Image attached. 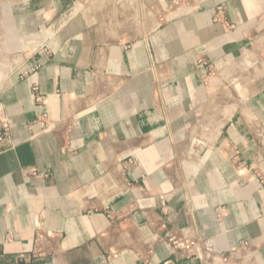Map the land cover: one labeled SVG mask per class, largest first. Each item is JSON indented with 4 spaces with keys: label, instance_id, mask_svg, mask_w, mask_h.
Listing matches in <instances>:
<instances>
[{
    "label": "crops",
    "instance_id": "crops-1",
    "mask_svg": "<svg viewBox=\"0 0 264 264\" xmlns=\"http://www.w3.org/2000/svg\"><path fill=\"white\" fill-rule=\"evenodd\" d=\"M154 3L0 0V264H264V0Z\"/></svg>",
    "mask_w": 264,
    "mask_h": 264
},
{
    "label": "rangeland",
    "instance_id": "rangeland-1",
    "mask_svg": "<svg viewBox=\"0 0 264 264\" xmlns=\"http://www.w3.org/2000/svg\"><path fill=\"white\" fill-rule=\"evenodd\" d=\"M87 5L97 16L98 24L107 31H110V25L121 22L122 26L118 29L119 35L130 34L129 30H135L133 33H140L148 28H152L157 23V14L154 0H86ZM131 32V31H130ZM241 74V73H240ZM241 75L237 74L229 77L230 81H218L214 87L209 90L212 103L210 115L214 112H229L232 105L236 109L241 89ZM212 83V82H211ZM209 101V102H211ZM205 116L203 117V119ZM220 119V118H219ZM218 119V121H219Z\"/></svg>",
    "mask_w": 264,
    "mask_h": 264
},
{
    "label": "built area",
    "instance_id": "built-area-1",
    "mask_svg": "<svg viewBox=\"0 0 264 264\" xmlns=\"http://www.w3.org/2000/svg\"><path fill=\"white\" fill-rule=\"evenodd\" d=\"M222 14H223V8L221 6H218L216 8L215 19L220 20L219 18H221ZM32 91L33 92L37 91V87H32ZM35 100L43 104V97L41 95H35ZM43 117H45V114L42 115L41 119H36V121H34L32 125H35L36 123L41 122ZM9 127H10L9 122L7 119L4 118L3 120H1L0 122V152L2 151L4 141L9 133ZM172 245L174 248L183 250L185 252L194 251L196 254V252L198 251L197 245L194 241H182L179 239H174L172 240ZM162 264H174V263H172L171 261H165Z\"/></svg>",
    "mask_w": 264,
    "mask_h": 264
}]
</instances>
